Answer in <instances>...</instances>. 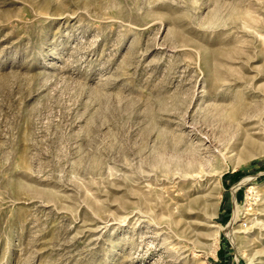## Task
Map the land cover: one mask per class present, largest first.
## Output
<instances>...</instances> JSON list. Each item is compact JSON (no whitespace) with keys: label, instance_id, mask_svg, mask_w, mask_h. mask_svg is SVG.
Masks as SVG:
<instances>
[{"label":"rangeland","instance_id":"rangeland-1","mask_svg":"<svg viewBox=\"0 0 264 264\" xmlns=\"http://www.w3.org/2000/svg\"><path fill=\"white\" fill-rule=\"evenodd\" d=\"M0 264H264V0H0Z\"/></svg>","mask_w":264,"mask_h":264}]
</instances>
